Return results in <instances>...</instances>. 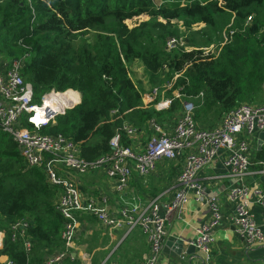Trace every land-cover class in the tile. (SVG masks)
Segmentation results:
<instances>
[{
	"label": "trees",
	"instance_id": "16d2710c",
	"mask_svg": "<svg viewBox=\"0 0 264 264\" xmlns=\"http://www.w3.org/2000/svg\"><path fill=\"white\" fill-rule=\"evenodd\" d=\"M144 16L148 20L129 28V20ZM181 22L196 49L169 52L168 41L184 35ZM199 24L205 26L192 31ZM212 45L216 50L206 55L202 48ZM27 55L22 74L36 103L51 90L74 89L82 96L43 133L72 139L82 157L94 161L110 153L118 132L130 144L124 123L143 130L151 120L181 112L184 99L163 112L154 108L163 96L173 98L177 87L196 103L195 120L204 128L216 127L241 104L264 103V0H0V59ZM135 61L163 96L153 99L134 82ZM176 73L182 77L167 90ZM258 160L264 161V148ZM57 189L42 168H26L17 145L0 131V256L13 264H43L47 255L65 250ZM20 220L29 223L30 254L23 239H12L11 225Z\"/></svg>",
	"mask_w": 264,
	"mask_h": 264
},
{
	"label": "built area",
	"instance_id": "2783aa9c",
	"mask_svg": "<svg viewBox=\"0 0 264 264\" xmlns=\"http://www.w3.org/2000/svg\"><path fill=\"white\" fill-rule=\"evenodd\" d=\"M26 1L31 4V0ZM252 17H248L247 24ZM181 31L185 28L179 23ZM205 26L195 25L193 28ZM234 32L224 35V44L230 41ZM183 48L188 51L182 37L171 39L166 45L167 51ZM208 54L214 53L216 46L202 48ZM29 55L22 58L0 59V131L6 133L17 145L27 169L42 168L47 182L57 187L55 201L56 210L64 218L61 238L65 245L62 252L47 255L43 264H62L70 256L71 250L80 234L78 217L91 216L109 229L127 227L129 233L141 230L146 236L151 252L142 264H158L168 236L167 224L171 216H181L190 195L208 206L212 213L209 223L196 231V238L189 245L194 246L196 253L209 255L213 243L212 231L222 220V202L217 196L207 193L208 181H220L224 178L240 183L226 193L230 202H235V214L231 221L237 233L247 240L252 247L264 246V233L258 227L250 213L251 193L243 186L250 174L253 149L251 141L255 135L264 132V103H244L228 111L214 128L201 127L195 120V102L182 93V88L173 90V98L164 97L159 88L150 90L153 99L163 96L154 108L158 112L169 110L174 100L184 99L181 115L173 127L166 126L161 120H151L147 126L153 135L145 144L143 151H138L139 143L132 141L141 134V130L129 123L123 124V132L131 141L125 145L123 134L116 133L110 141V153L102 155L94 161H87L81 155V149L72 139L64 135L44 134L43 130L55 124L60 116L75 109L81 104V93L68 89L66 91L51 90L42 96L41 102L34 100V91L23 74V68ZM167 65L163 73H167ZM182 77L176 73L166 88L174 86V80ZM201 93L196 100L202 99ZM227 153L224 165L228 174L223 176L204 177L219 155ZM183 158V167L174 185V197L170 203H162L158 197L147 205L134 201L123 206L117 214L108 211L107 199L102 202L86 196L72 177L65 175L61 169L80 177L95 172H104L109 178L116 180L120 189H126L132 179L133 171L141 177H148L157 169L162 161H175ZM264 165V162L261 163ZM264 175V169L262 171ZM258 203L264 207V192L257 191ZM27 220H20L11 225L13 241L23 239L28 254L33 243L27 229ZM183 260L185 256H181ZM0 264H13L8 258H0Z\"/></svg>",
	"mask_w": 264,
	"mask_h": 264
},
{
	"label": "crops",
	"instance_id": "0c3cea01",
	"mask_svg": "<svg viewBox=\"0 0 264 264\" xmlns=\"http://www.w3.org/2000/svg\"><path fill=\"white\" fill-rule=\"evenodd\" d=\"M185 45L188 51L196 49L186 42ZM139 64L142 63L135 61L131 65V77L145 92H150L152 86L150 85L149 90L146 87L150 82L143 64L142 74H146L148 79L147 81L142 79L144 81L140 82L142 76L137 74L141 70ZM180 115L181 112L176 113L170 120H164L163 123L171 128ZM152 135L153 130L147 126L141 130L136 142L132 141V145L136 146L135 143H139L138 151H143ZM258 135H255L251 141L253 162L243 186L251 193L250 213L264 233V207L258 203L256 195L257 191L264 192V175L262 174L264 165L261 164L264 161L258 160V152L264 148V144L260 146ZM227 157V153L219 155L214 165L204 172V177L228 174V168L224 165ZM182 167L183 158L159 162L157 169L146 178L141 177L137 171H133L132 179L126 189H120L118 182L109 178L104 172H95L84 177L67 172L65 169H61V172L76 180L84 195L98 202L107 199L108 211L117 214L123 206L134 201L140 202L143 206L161 197L162 203H170L175 192L173 187ZM238 186L240 183L227 178L206 183L207 191L221 200L223 214L221 224L212 231L213 243L209 255L188 254L189 243L195 240L197 229L212 219L208 206L197 202L193 195H190L181 216L173 215L168 221V236L158 264H264V246H250L247 240L237 233L231 221L236 205L235 202L227 200L226 193L230 188ZM78 220L80 234L70 256L65 259V261L69 259L71 264H142L151 252L150 244L141 230L129 233L127 227L109 229L101 225L94 217L87 215L78 217ZM177 240H182L184 243L181 255L177 253L175 247L167 248L166 246L167 242ZM181 256H185L186 259L183 260Z\"/></svg>",
	"mask_w": 264,
	"mask_h": 264
},
{
	"label": "rangeland",
	"instance_id": "374dc122",
	"mask_svg": "<svg viewBox=\"0 0 264 264\" xmlns=\"http://www.w3.org/2000/svg\"><path fill=\"white\" fill-rule=\"evenodd\" d=\"M157 3H159L160 2V0H155ZM148 19V17H146V16H144V17H140V18H136V19H133V20H129L128 21V26H129V28H134V27H136L137 25H139V23H141L142 21H145V20H147ZM200 29H202V27H196V28H193V30L192 31H196V32H198V31H200ZM182 34H184L183 36H182V39H184L183 41L184 42H186V44H187V40H188V38L192 35L191 33H188L187 32V30L185 29L184 31H182ZM88 37V36H87ZM195 38H197V39H200V36H197V35H195ZM139 66H140V68H141V70L137 73V74H139L140 76H142L141 77V79H140V82L142 83L144 80L145 81H147V79H148V77H146V74H142V64H139ZM146 73V72H145ZM142 79H144V80H142ZM147 88H148V90L151 88V86H150V83L148 84L147 83V86H146ZM0 258H1V256H0Z\"/></svg>",
	"mask_w": 264,
	"mask_h": 264
},
{
	"label": "water",
	"instance_id": "95a60500",
	"mask_svg": "<svg viewBox=\"0 0 264 264\" xmlns=\"http://www.w3.org/2000/svg\"><path fill=\"white\" fill-rule=\"evenodd\" d=\"M258 136H259L260 146H262L264 144V132L259 133ZM207 193H209V192L207 191ZM166 246H167V248H174L175 247L177 249L176 250L177 253L180 254V255L182 254V252L184 250V243H183L182 240L169 241V242L166 243ZM188 254H191V255H195L196 254V249H195L194 246H191V245L189 246Z\"/></svg>",
	"mask_w": 264,
	"mask_h": 264
}]
</instances>
